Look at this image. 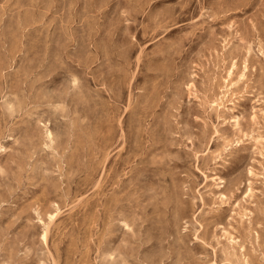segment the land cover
Wrapping results in <instances>:
<instances>
[{"label": "rangeland", "instance_id": "rangeland-1", "mask_svg": "<svg viewBox=\"0 0 264 264\" xmlns=\"http://www.w3.org/2000/svg\"><path fill=\"white\" fill-rule=\"evenodd\" d=\"M263 113L264 0H0V264H264Z\"/></svg>", "mask_w": 264, "mask_h": 264}, {"label": "bare ground", "instance_id": "bare-ground-1", "mask_svg": "<svg viewBox=\"0 0 264 264\" xmlns=\"http://www.w3.org/2000/svg\"><path fill=\"white\" fill-rule=\"evenodd\" d=\"M233 71V70H232ZM226 88V87H225ZM226 97V96H225ZM222 99V98H221ZM221 101V100H220ZM219 102V101H218ZM217 103V102H216ZM221 103H217V105L219 106ZM223 104V103H222ZM223 106V105H222ZM227 106V105H226ZM264 114V113H263ZM254 119V118H253ZM208 151V150H207ZM206 176V175H205Z\"/></svg>", "mask_w": 264, "mask_h": 264}]
</instances>
